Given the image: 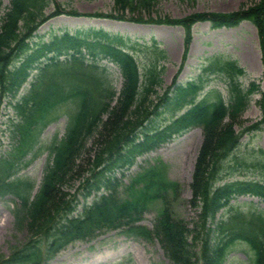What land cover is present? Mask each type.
I'll use <instances>...</instances> for the list:
<instances>
[{
  "label": "trees",
  "instance_id": "trees-1",
  "mask_svg": "<svg viewBox=\"0 0 264 264\" xmlns=\"http://www.w3.org/2000/svg\"><path fill=\"white\" fill-rule=\"evenodd\" d=\"M113 1L110 13L88 16L183 28L184 55L169 86L163 88L167 53L158 41L140 42L90 28L32 42L50 18L83 14L54 0H9L8 6L0 0V103L9 99L15 115L9 126L11 149L0 156V197L17 200L15 226L24 232L8 255L0 254V264H45L70 243L90 241L106 231L156 240L173 264H224L240 244L246 245L248 264H264V150L248 159L254 177L233 175L234 164L240 163L235 153L240 138L264 131V0L233 13L196 12L182 18L154 17L157 0ZM50 6L53 11L47 13ZM242 21L257 33L262 63L258 80L243 84L246 73L238 62L215 54L205 58L195 79L177 82L193 25L234 27ZM103 61L121 75L119 91ZM30 76L29 87L17 98ZM212 76L225 84L226 99L218 89L204 92ZM254 95H259L255 105L260 115L245 124L243 114ZM163 114V122L156 124ZM62 116L65 132L44 148L50 161L34 193L35 183L17 176L18 171L30 162L27 156H36L43 130ZM194 127L202 129L203 138L189 184L188 205L196 217L187 222L166 195L176 183L163 181L157 165L143 168L126 185L124 175H116L132 166L136 156ZM135 187L141 188L132 197ZM91 196L78 211L79 197ZM240 196L258 198L262 206L231 203ZM156 199L163 207L149 229L138 223Z\"/></svg>",
  "mask_w": 264,
  "mask_h": 264
},
{
  "label": "rangeland",
  "instance_id": "rangeland-1",
  "mask_svg": "<svg viewBox=\"0 0 264 264\" xmlns=\"http://www.w3.org/2000/svg\"><path fill=\"white\" fill-rule=\"evenodd\" d=\"M62 8L75 10L80 14L78 17L61 15L48 20L36 31L33 41L43 37L49 39L53 34H60L65 31L74 33L76 30H87L90 28L103 29L110 33H118L124 37L137 39L140 42L155 39L161 43V47L167 53L165 62V73L163 75V88L169 86L181 66L184 55V33L179 26L135 24L125 21H114L106 18L87 17L95 13H110L114 7L113 0H54ZM257 0H157L153 9L154 17L168 15L173 18H182L196 12L233 13L241 9L246 3H253ZM5 0L4 4H8ZM51 6L47 12H51ZM187 56L182 64L177 81L185 83L193 79L199 72L205 58L214 54H224L236 59L246 70L247 76L244 83L256 78L261 73V63L257 46V35L249 22H241L232 28H212L208 22L196 23L192 28V40L187 50ZM112 72L113 85L116 90L121 88L122 78L118 70L108 64ZM218 87L225 90L221 81H210L208 88ZM26 83L20 91V95L26 91ZM225 93V92H224ZM8 99L0 103V156L5 155L11 148L12 140L8 124V118L13 114L12 109L7 105ZM259 110L254 103L244 113V118L249 121L256 120ZM166 115V114H163ZM164 116L157 118V123H162ZM66 118L63 116L51 123L40 135L37 145V154L30 160L27 166L18 171L17 176L30 178L36 185L41 180L43 170L49 160L48 152L44 150L51 142L54 135L61 138L64 134ZM202 140V130L192 128L184 134L177 136L162 144L158 149L138 157L132 167L124 171L125 177L122 182L126 185L135 178L143 168H151L156 163L160 170L161 179L168 183H176L173 190L166 193L168 200L174 206V212L185 220L195 216V212L187 205L190 197L189 184L193 171L195 158ZM39 148V149H38ZM258 149H264V133L256 132L243 135L237 150L239 161L248 160ZM156 172H158L156 170ZM252 171L244 164L234 167L233 174L236 177H253ZM117 174V177H120ZM179 184V188H178ZM144 186V183H143ZM132 191L136 197L138 189ZM164 192H162L163 194ZM93 196L88 199L79 197L78 211L82 206L89 204ZM254 200L262 206L258 199L241 197L237 201ZM16 199L12 196L0 197V254L8 255L11 244L23 240L24 232L19 231L15 226L13 211ZM163 203L156 199L148 203L145 213L142 215L141 224L152 227ZM246 245H237L228 256L225 264H246ZM133 259L135 264H172L170 263L157 243L147 239H134L124 236L118 231H106L98 234L90 241H77L69 244L58 252L46 264H115L119 261L126 262Z\"/></svg>",
  "mask_w": 264,
  "mask_h": 264
}]
</instances>
